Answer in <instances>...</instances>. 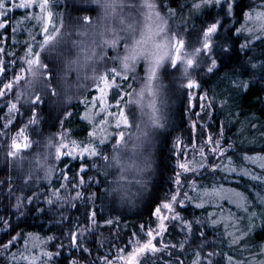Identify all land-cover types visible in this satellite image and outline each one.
Returning <instances> with one entry per match:
<instances>
[{
	"label": "snow or ice",
	"instance_id": "1",
	"mask_svg": "<svg viewBox=\"0 0 264 264\" xmlns=\"http://www.w3.org/2000/svg\"><path fill=\"white\" fill-rule=\"evenodd\" d=\"M96 3L101 4L105 10V16L117 14L118 9L123 7V0H96ZM208 5L219 6L223 15L211 16L194 34L188 33L184 35L179 30L173 31L170 25V19L176 15L175 10L167 8L166 14L159 10L165 6L163 0H161L159 7L155 0H136V3L130 5V7L134 10L136 8L142 10V22L120 16V23L124 25L121 30L113 27L110 30L104 29L100 33V43L103 44V48H99L98 45L81 47L77 55L67 61V66L69 68L76 67L78 72L81 68L88 66L89 61H103L105 67L103 69L97 67L91 68V75L94 77V81H100V83H93V87L99 89V104L97 105L96 103L97 97L92 96L91 101L87 102L88 107L82 113L86 120L91 121L87 137L83 140L73 139L72 133L67 129L46 137L47 143L45 147L55 149L56 159H60L62 156H80L84 158L80 161L78 169L65 165L66 171L61 172L65 183L61 184L58 188L54 187L49 196L45 197L49 204L54 206L57 201L70 203L72 200L85 197L86 195L88 197H95L96 195L90 190V186L87 190L84 188L88 180L96 179L94 176H89L87 170L96 168L106 170L112 167L113 164L120 165L121 170H123L124 161L121 160L120 149L122 146L126 147L127 142L125 140V131L121 130V128L122 126H132V120L129 115L130 105L135 103L143 107V98L146 91L155 95L153 82L157 79L165 62H167V67L164 70L178 72L180 80L182 82L186 81V90L202 87V81L198 78L201 69L213 75L219 73L227 81L229 91L232 93H238L242 89L249 88L257 70L264 76V59L258 61L255 56L248 57L243 63L237 62L231 67H228L223 60L218 59V57L229 55V51H225L230 50L228 40L221 37L217 41L213 38L214 35L221 36L220 30L226 27L224 20L229 19L233 11H237L238 16L242 13L244 20L243 23H240L239 19L237 20L239 27H235V31L237 33H248V36L245 37L244 42L240 45L241 48L249 49L252 46V40L264 38V0H259L255 6L249 4L247 11L239 8L236 0H196L192 4V10L200 9L202 6ZM29 7L38 8L39 11L27 12L16 23L19 24L21 22L35 20L36 24L33 25V30L38 29L43 33V38L38 44L39 49L55 52L56 42L63 34L64 14L59 13L58 17L57 12L53 11V0H19V3L16 0H0V29L7 31V26L10 23L7 19V13L10 8ZM79 19L88 22V24L92 22V17L88 15H83ZM179 23H184V21L181 20ZM120 31H124L126 35L121 36ZM228 31L230 32L231 29H228ZM257 32H259V37L256 34ZM12 35H15V29H13ZM28 39L34 40L35 38L29 35ZM76 43L82 44V42ZM109 46L116 52L115 55L110 57L106 51ZM6 51L5 48L0 47V53L6 54ZM22 51L24 54L20 55L18 60L24 61L25 66L21 67L19 72L14 70L11 78H8V68L10 65L15 64L16 61L5 63V60L0 58V76L3 77V79H0V98H4L7 101L6 106L9 109L5 123L3 126H0V133L7 134L10 126L16 128V131L10 137V155H16L21 149H28L33 143L28 134V128L30 125L37 123V109L43 97L47 94L37 91L36 85L42 83L48 92L54 95L58 94L57 88L52 83L55 73L50 71L49 64L43 62L42 52L35 50L32 43H27ZM262 55H264V52H262ZM140 58H144L149 62L146 73L148 79L141 84L139 89L133 90L135 91V95H133V91L126 92L123 85L128 80L136 79L135 65ZM109 61L112 62L110 67L108 66ZM218 64L219 67H217ZM221 69H224V71H221ZM21 73H24L28 78L22 80ZM245 76H247V79L244 78ZM66 77L67 72H64L61 80H66ZM113 86L119 89V92L112 97V103L116 105L117 111H109L111 107V104L108 102L109 90ZM9 92L13 94L11 100H8ZM188 95H196L197 100L200 102L198 106L201 112L196 113L197 117L201 113H206L210 109H213L217 104L226 107L231 100V96L225 94H221L219 97H209L207 91L199 93L189 91ZM21 97H24L29 102L30 108L28 110L31 115L29 116L27 124H21L17 127L13 123L16 118L12 116V110H18L19 107H23V105H20ZM66 99L70 100L72 96L68 95ZM122 104L124 107H121ZM151 106L153 107V113H155L154 105ZM89 108L93 110L98 108V112L89 111ZM100 114H106L105 118H99ZM64 115L70 116L71 114L65 112ZM97 119H99L98 123ZM110 120L114 121L117 129L114 135L108 131ZM152 121L156 124L160 123L159 119L154 115ZM200 123L202 122L198 120L192 121L194 127H197ZM250 127L255 128L256 125H250ZM223 131V128H221L220 132L215 134L208 133L206 136L202 134L199 139L201 147L196 154L192 155L190 159L177 160L178 170H174L173 172L174 189L156 204L150 213L156 219L141 224L138 231L132 234L133 238L130 251L124 248H118L117 254L113 257L107 255L99 257L104 264H150L151 258L148 256V253H157L161 247L165 250L168 248V245L164 243L161 237L165 235L169 221H179L188 231L195 232L202 221L196 217L188 219L180 211H177V207L186 201L198 203L202 207L205 203L221 199L223 194L227 192L233 203H236L238 207L243 208L246 212L251 213L248 207L251 201L246 193L230 188L225 189L223 186L212 188L202 187L199 178L195 177V171L200 169H223L225 172H236L239 170L244 175L250 176L253 180L264 181V153L254 152L252 155H249L247 152H244L241 154L243 160H251L259 164L262 171L258 175L254 171L250 172L248 169L240 167L234 160L233 155L226 157L227 163H218L214 159V156H219L221 161H223L225 156L222 154L226 153L227 148L233 147L231 143L224 141ZM261 135L264 137V133ZM55 137H59V139L57 140ZM97 138L98 143L95 142ZM109 139L115 141L112 144V152L110 154L99 147V145H103ZM176 143L180 147V151L177 153L179 157L190 155L187 149L182 146L181 140H177ZM208 146H211L210 151L208 150ZM132 147H136V145H132ZM187 147L194 148L191 140ZM64 149H68V151L65 152L63 151ZM88 157L94 158L98 163H85L84 161ZM46 158L47 153L45 154L44 160H41L39 154H37V161L39 163H46ZM101 161L106 163H101ZM53 171L54 168L52 166H46V177H50ZM209 174L215 177V171H211ZM190 176L193 178L189 179ZM97 183H103V180L100 179ZM188 190H192L191 196ZM65 192L68 194L65 195ZM33 197L35 195L27 197V199L31 200ZM257 198L261 204H264V192L258 193ZM17 201L19 204V197H17ZM260 214L264 216V207L260 209ZM98 215L97 210L92 208L86 209V218L89 220V224L83 228L76 225L74 226L75 230L69 228L68 237L70 245L75 244L77 247L80 246L82 233L87 232L89 228L97 225L96 217ZM212 215V213H208L204 219H207L213 225L223 221L225 235L230 237V242L232 244L242 242V238L247 235V232L239 230L227 222L235 219L236 223H239L240 221L237 218L232 217L230 213L225 217L223 210H221L220 216L216 218H211ZM254 216L255 213H251L250 219L254 218ZM117 220H119L118 217H113L111 219H104L99 223L108 225L114 224ZM252 222H254V219H252ZM17 235L20 234L18 233ZM28 235L33 238V246L39 247L45 256L51 258L56 254L53 251H45L47 241H54L56 239L55 236L47 237L44 241H41L38 234L29 233ZM15 239L16 236L11 237L7 241V244H11L12 240ZM184 240L185 242L188 240L187 235ZM27 243L28 239L25 237V244ZM184 246L185 243L183 242L179 244L181 248ZM58 247L62 248L63 245ZM0 248L6 250V245H0ZM196 251L198 256L201 255L198 249ZM216 254L215 249L207 254L205 259L208 264H222V262H214L209 259ZM261 254L264 255V247L261 248ZM221 255L226 257L228 264H241L233 256H228L224 253H221ZM20 258L28 259L29 264L40 259L35 253H30V255L26 256L23 252L20 253ZM41 264H52V261L41 259ZM66 264H84V261L73 255L70 261L66 260ZM193 264H200V262L194 260ZM253 264H257V261L254 260ZM258 264H264V259L259 260Z\"/></svg>",
	"mask_w": 264,
	"mask_h": 264
},
{
	"label": "trees",
	"instance_id": "2",
	"mask_svg": "<svg viewBox=\"0 0 264 264\" xmlns=\"http://www.w3.org/2000/svg\"><path fill=\"white\" fill-rule=\"evenodd\" d=\"M251 0H239L237 2L239 8H242L244 11L248 10L246 3ZM170 8L177 9L180 7L178 0H170ZM54 4V3H53ZM55 9V5L54 8ZM180 9V18L184 19V16L187 15L186 11ZM29 10L15 9L8 13L7 19L10 21L7 26V33L11 34V41L14 38L12 35L13 29L15 31L21 30L20 24H17L16 21L19 20L21 14H26ZM35 12V10L33 11ZM236 20L232 25L221 29V31L226 32V38L229 42L230 50L228 56L219 57L220 60H223L224 63L231 67L233 64L240 62L243 63L248 57L255 56L257 60L264 59V38H259L257 40L251 41V47L249 49L241 48L240 45L244 42L246 35L244 33H237L235 27H239L237 20L239 19L240 23H243L242 13L237 15L235 13ZM197 18V16H196ZM187 19L193 21V19ZM198 19V18H197ZM228 29H231L229 32ZM259 37V32L256 33ZM222 35V33H221ZM17 44L19 49L26 47L27 43H32L34 48L35 44L40 40V36L36 35L35 39L32 41H20L18 34L16 36ZM10 46V43H9ZM219 67V66H218ZM238 67V65H237ZM250 67V66H249ZM224 71V69H221ZM247 79V76L244 77ZM129 81V80H128ZM133 82L130 84H124V90L130 92L133 87ZM202 86L210 92L212 96L219 97L221 94L231 96V100L228 106H220L219 104L215 105V115L214 123L215 127H218L220 124L225 128V133L229 134L232 139L235 141L237 149L242 150L239 156H235L234 152H230L229 155H233L236 163L240 167L248 169L250 172L254 171L255 174H260L262 171L258 163H254L251 160L244 161L241 158V154L247 152L249 155L255 153H264V76L257 70L256 75L253 81L250 84L249 88L240 90L238 93H232L229 91L227 86V81L217 73L215 75L208 74L205 76L202 81ZM92 87L86 92L82 100L75 101L71 109L73 113L66 117L63 120V126L68 128L72 133V138L83 140L87 137L91 121L85 120L82 115L84 108L88 107L89 96H91ZM119 92L115 86L109 90L108 99L112 100V97ZM186 96L181 94L178 106L175 110V116L171 120V128L167 134V140L165 145L161 148V158L153 160L151 163L152 175L144 179V184L147 186V190L142 192L133 198L128 197L129 191L127 188H124V192L128 193L121 194L119 199L122 205H127L128 208H131V211L122 210L117 208L113 204L109 203L104 197L100 194L101 188L103 185H98L99 181L103 177L102 172H97L96 169L87 170L89 176H94L95 180H88L84 186L87 190L90 186V190H93L97 193L92 200H87L83 204H78L73 208L61 205V202L57 201L55 205H51L48 201L45 200V197H48L52 192V189L60 187L61 184H64L65 180L61 176L62 171H66L65 165H69L72 168H79L80 161L84 158L76 156L74 159L71 157L63 156L58 160V165L56 167L55 175L49 184H41L36 191V196L33 199L29 200L27 197H32V191H26L23 193H12L11 190L6 191L3 194H0V221H6L5 226H0V245H6L7 241L13 236H18L17 241H15L1 256L0 264H29L28 259H21L20 253L23 252L26 256L30 253H35L37 259L32 262V264H41V259L51 260L52 264H66L63 259L69 261L70 257L73 255L86 260L91 254H102L103 249L108 250L112 249L113 245L123 246L125 249L130 247V241H132V234L137 232L139 226L143 223H147L151 220H155V216L150 215L153 208L158 204L167 194L172 183L173 176V164H172V154L168 153L170 150V140L174 134L181 130V124L184 118V112L186 107L184 106ZM174 103V102H173ZM177 103V101H176ZM7 101L0 104V126H3L5 123V118L9 113L7 108ZM121 107H124L122 104ZM43 124L39 127L42 131H52L58 128V120L60 117L59 113H54L50 106H43ZM116 105L110 107L109 111H117ZM98 112V111H97ZM22 114L20 108L18 110H12V116L15 118L16 115ZM54 113V114H53ZM106 114H100L99 118H105ZM56 117L54 120L53 117ZM98 121V119H97ZM113 121H111L112 123ZM181 122V123H180ZM16 124L15 122H13ZM180 123V125H178ZM113 125V123L111 124ZM250 125H256L255 128L250 127ZM18 127V124H17ZM130 128V127H129ZM182 128H185L184 122ZM11 134L16 131V128H10ZM174 131V132H173ZM172 132V133H171ZM171 133V134H170ZM131 134V133H130ZM31 137V136H30ZM109 140H106L103 145H99L103 150L108 147ZM98 143V140L96 141ZM131 148L129 145L126 146ZM94 160L92 157H88L84 162L91 163ZM95 163L98 161L94 160ZM3 175V173H0ZM224 173L222 170H217L215 172V177L213 175H208L204 184L207 188L224 186L226 188H235L240 192H244L249 196L248 198L252 199L257 197L258 193L264 192V181L253 180L250 176L244 175L243 172L232 173L229 175L230 179H224ZM7 183V179H5ZM107 183L112 187H117L116 185L111 184V178L107 179ZM234 189V190H235ZM141 190V189H140ZM92 191V192H93ZM39 193V194H38ZM225 192L223 196L226 194ZM39 195V196H37ZM17 196H19V204L17 201ZM41 197H44L42 200ZM122 197L124 199H122ZM56 200L55 197H53ZM228 197L224 198L216 203L214 201L205 203L202 207L198 203L188 204V210L193 209L200 217H205L208 213H212L211 218H216L220 216L221 210L225 217L231 214L232 217L237 218L240 222L236 223V220L227 221L228 223L237 224L234 227H241L243 231L247 232V235L242 238V242L238 244H232L230 242V237L225 235V226L222 221L219 224L213 225L211 223H205L209 225L214 230L221 234L220 237H217V255L214 256V262H222V264H228L225 256L221 255L224 253L228 256H233L236 260H239L241 264H253V261H259V253H261V248L264 247V223L259 222L258 212L259 206L253 207L248 205L251 213L258 211L255 215L254 222L250 219L251 213L242 212L243 208L238 207L237 204L228 201ZM224 204V206H223ZM223 208L221 209L222 206ZM92 208L98 211L99 215L96 217L97 225L91 227L83 237L80 238V246L77 247L75 244L70 245L68 230L74 226H85L89 224V220L86 218V209ZM255 210V211H254ZM244 213V214H243ZM67 215V216H66ZM113 217H118L114 224H103L99 223L104 219H111ZM246 222H245V221ZM0 222V223H1ZM174 222H170L168 228L165 232V237L167 242L173 243L171 257L163 260H156L150 262V264H193L194 260L200 262V264H207L206 262H201L200 258L197 255L198 246L193 245L189 240L185 242V234L176 230L178 225H173ZM154 227V225H153ZM176 228V229H175ZM250 228V230H249ZM182 229V227H180ZM20 235H17V234ZM29 233L38 234L41 241H44L45 238L50 236H55L56 239L48 240L45 245V251H53L56 253L53 257L49 258L45 256L44 252L40 250L39 247H34V241ZM197 234L196 231L193 232V235ZM25 237L28 239V243L25 244ZM185 243L183 248L179 247L180 243ZM63 245V247H58ZM82 247H86L88 252ZM179 247V248H178ZM78 249V250H77ZM90 249V250H89ZM199 250V249H198ZM83 253V255H81ZM264 255H260V258ZM61 258L62 261L59 260ZM262 259V258H261Z\"/></svg>",
	"mask_w": 264,
	"mask_h": 264
},
{
	"label": "rangeland",
	"instance_id": "3",
	"mask_svg": "<svg viewBox=\"0 0 264 264\" xmlns=\"http://www.w3.org/2000/svg\"><path fill=\"white\" fill-rule=\"evenodd\" d=\"M238 1L239 0H236V2H238ZM16 2L19 3V0H16ZM155 2L157 3V5L159 7L161 0H155ZM169 2H170V0H163V3L165 6L159 10H161L163 13L166 14L167 8H170L171 3H169ZM195 2H196V0H178V4L180 7L178 9H177V7H176V9H174L176 15L170 19V25H171L173 31L179 30L184 35H187L188 33L194 34L202 24H205V22H207L209 20V18L211 16H216V15L222 16L223 15L219 6L208 5V6H202L200 9L192 10V4ZM258 2H259V0H251V1L246 3V7H248L249 4H252L253 6H255ZM53 3L55 5V9H53V11L57 12V16L59 17V13L64 14V17H63L64 18L63 33H66L65 36L61 35L59 37L58 41L56 42V51L55 52H52L49 50L39 49L38 44L43 38V33L40 32L38 29L33 30V25L36 24L35 20H32L30 22L19 23L20 27L22 29L20 31L19 30L15 31V35L13 36L14 42H13V40L11 41V34H8L4 29H0V47H3L7 50L6 54L0 53V58H3L5 60V63H9L10 61H16L15 64L10 65V67L8 68V78H11L14 70L19 72L21 67L25 66L24 61L18 60V57L20 55H23L24 53H23L21 48L19 49V46L17 44V40H16L17 34H18V37L20 38V41L18 43H20L21 41H24V40L28 41V42L32 41V40L28 39L29 35H31V37H34V38L36 35L40 36V40L38 41L37 44H35V46H36L35 50L42 52L43 62L46 64H49L50 71L55 73V76L52 79L53 85H55V81L57 78L61 79L63 73L67 72L66 80L62 81L63 91H64L63 104L61 105L60 103H57V104L53 105L52 101H50L48 99V97L45 95L39 104V108L37 109V111H38L37 123L30 125L28 128V134L31 136V139L33 142L34 138L32 137L31 129L37 128L36 127L37 125L42 126L43 118L45 117L43 115V109H42L43 106L44 105L50 106L54 113L60 112L61 115L57 116V118L60 117V119L58 120V124H57L58 128L55 130H52V131H45V145L47 143L46 137H48L49 135H54L56 132L63 131L65 129L69 130L68 128L63 126V120L66 117H68V116H65L64 113L68 112V113L72 114L73 109H71V106H73L75 101L82 100L84 95L86 94V92L91 87H92V91H91V96H89V99H90L89 101H91L92 96H96L97 97L96 103H97V105L99 104V89L96 87H93V83L94 82L100 83V81H98V80L94 81V77H92V75H91V68L97 67L99 69H103L105 67V63L103 61H89L88 66L81 68L80 71L78 72L76 67L69 68L67 66V61L69 59H71L72 57H75L81 47L97 46L98 45L99 48H103L104 47L103 44L100 43V40H101L100 33L104 29L110 30L113 27L116 28L117 30H121L122 27L120 26V21H119L118 17L125 16V13L132 16L134 20H140L142 22V10L139 8H136L135 11H132L130 5L125 4L124 0H123V7L118 9L117 14H109L108 16L104 15L105 10L101 6V4L96 3V0H83V2H81V0H53ZM183 8L185 9L184 11L187 12L186 13L187 15L184 16V19H181L180 18V9L183 10ZM15 9H21V10L27 9V10H29L28 12H33L34 10L39 11V9L35 8V7L10 8L8 13H10L11 11H14ZM8 13H7V15H8ZM235 13H236V11H233L231 17L229 19L224 20V24L226 27L232 25V23L236 20ZM24 15L25 14H21V16H19L18 18L20 19ZM83 15H88V16L92 17L91 24H88V22H85V21H82L79 19V17H81ZM196 16L198 19L196 18ZM188 17H190V18L194 17L196 19H193V21H189L190 19L188 20L187 19ZM181 20H183L184 23H179V21H181ZM220 32L222 33V35L221 36H215L214 35V37H213L214 40L218 41L221 39V37L224 38L227 35L225 31L220 30ZM109 34H110V32H109ZM244 34L246 36H248V33H244ZM120 35L125 36L126 33L124 31H120ZM76 42H82V44H78ZM9 43H10V46H9ZM106 51H107L109 57L116 54L115 50L112 49L111 46H109L108 49H106ZM13 53H15V55H13ZM57 53H60L61 55H59L57 57ZM54 58L56 59L55 68L51 62ZM218 59H219V57H218ZM148 63L149 62L146 61L144 58H140L136 62L135 73L137 75H136V79L133 82V87L131 88L130 92H132L134 89H139L141 84H143L148 79V77L146 75ZM111 64H112V62L109 61L108 66L110 67ZM218 66H219V64L217 65V67ZM166 67H167V62H165V65L162 66V69L159 72L157 79L154 80V82H153V87L155 89V95H153V93H151V92L146 91L144 98H143V107H141V105H137L135 103H133L130 106L136 107L138 112L142 113L145 117H147L149 119H152V117L154 115L156 118L159 119L161 124H164L167 122L166 126H167V132H168L169 129H174V131H175V128H171V123H172L171 120L173 119V115L175 116V110L178 106V103H176V100L172 99L170 97V94L165 91L166 81L164 80V76L166 73L171 72V71H165L164 69ZM173 73H175L174 79L176 80L177 87L182 90L181 94H184L187 98L185 100V103H184V106L186 107V109H185L184 118H183V121L181 124V130L177 131L174 134V136L170 140V142H171L170 143V150L168 149V153L170 154V152H171V154H172L171 156L173 159L172 160L173 170H178L177 169V160L178 159H190L192 155L196 154L198 149L201 147V145L199 143V139L201 138L202 134L204 136H206L208 133L215 134V133L220 132L221 128H223V130H224L222 133L224 141L226 143H231L233 145V147L227 148L226 153L222 154L225 156V159L223 161H221L219 156H214V159L218 163H227L226 157L229 155L230 152H232V153L234 152L235 156H239V154L242 152V150L236 148L234 139H232V137L229 134L225 133V128L221 124L218 127H215V125H216L214 123L215 107L213 109H210L206 113H201V115L199 117H197V115H196V113L201 112L200 107L198 106L200 102L197 100L196 95L189 96L188 93H189V91L193 92V93H199L202 91H207L209 93V97H211L212 95L210 94L208 89H206L202 86L201 88H193V89H187L186 90V81L182 82L180 80L178 72H173ZM208 74H210V73H206L203 71V69H201L198 78L201 79V81H203L205 76ZM194 75H195V73H194ZM21 76H22V80L28 78V76H26L24 73H21ZM0 79H3V77L0 76ZM141 81H142V83H141ZM131 82H132V80H129L127 82V84H130ZM12 95L13 94L11 92H9L8 100L12 99ZM51 95L55 96L52 93H51ZM68 95L72 96V99H70V100L66 99V96H68ZM179 100H180V97H179ZM4 102H6V100L4 98H0V104H2ZM108 102L111 104V106L115 105L114 103H112V100H110V99H108ZM26 103H29V102H27L24 97H21L20 98V105H23V107H19V108L21 109L22 114L17 113L16 117L17 116L18 117L13 121L16 123V125L18 124V126H20L21 124H27L28 120H29V116L31 115L29 110H27L25 107ZM151 105H154L155 113H153V107ZM61 108L63 109L62 111H61ZM84 111H85V108H84L83 112ZM89 111H98V108L95 110L89 108ZM53 118H54V120L56 119L55 116ZM194 120L201 121L202 123H200L197 127H194L192 124V121H194ZM98 122H99V119H98L97 123ZM183 122H184L185 128H182ZM112 123H113V125H111ZM112 123L110 120V126L108 128V131L110 134L114 135L115 132L117 131V129L115 127L114 121ZM180 123H178V125H180ZM10 128H11V126H10ZM121 130L125 131V140L127 142V145H129L131 147L128 149V147L126 148V147L122 146L120 149L121 159L124 160L123 167L125 168V173L127 174L128 172L134 171V170H136L142 166L141 161L136 158L137 153L140 151V147L139 146L132 147V145H134V143L137 139L136 136H133V133L136 132L135 126L133 124L130 128L127 126H122ZM129 137H132V140H129ZM55 139L58 140L59 137H55ZM97 140H98V138H97ZM177 140L182 141V146L187 149V152L190 154L189 156L179 157L177 155V153L180 151V147H178V145L176 143ZM190 140H191V143L194 146V148H188L187 147ZM114 142L115 141L113 139H110V141L108 143V147L106 149L110 150L112 148V144ZM32 145H33V143L30 145V147L28 149H21L19 151V153L23 154V153L28 152L31 149ZM45 145H44V150H45V153H47L49 148H46ZM9 146L11 147V145H9ZM210 148H211V146H208L209 151H210ZM63 151L67 152L68 149H64ZM52 152H53V159L55 161L54 171L52 172V175L50 176V178L42 181L41 184H43V183L49 184L51 182V180L53 179V176L55 175L56 167L58 165L59 159H56V157H55V149L54 148H52ZM72 158L74 159L75 157H71V159ZM152 161H151V163H152ZM244 161H246V160H244ZM49 163H52V160H49ZM91 163H95V161L92 160ZM120 167L121 166L118 165L116 170L118 171ZM219 170L223 171V169H219ZM211 171L216 172L217 170L200 169V170L195 171V177L199 178V182H200V185L202 187H205L204 180L208 175H210L209 173ZM151 172H152V170H151ZM238 172H240V171L238 170ZM223 173H224V176H223L224 179H230L229 175L232 173H235V172L223 171ZM192 178L193 177H191V176L189 177V179H192ZM171 180H172V183H171L170 189L168 190L167 194L171 190H173L175 187L174 176H172ZM126 188H127V190H130L128 197L133 198V199L135 196L144 192V190L145 191L147 190V186H146V184H144V182L141 184H134L133 182L129 181V183H128L127 187H125V189ZM224 188L228 189L226 187H224ZM231 189H235V188L232 187ZM91 191H93V190H91ZM188 192H189V195L191 196L192 190H188ZM67 194L68 193L65 192V195H67ZM127 195H128V193H127ZM37 196H39V195H37ZM224 196L229 198V193H226ZM224 196L219 200H214V202L219 203L224 198ZM92 198L93 197H88L86 195L85 197H81L79 199L72 200L70 203L61 202V205L65 204V206L73 208L78 204L85 203L87 200L91 201ZM41 199L43 200L44 197H41ZM122 199H124V198L122 197ZM45 200L47 201V199H45ZM249 200L251 201V203L249 204L250 206H253V207L259 206V212L254 210L255 211L254 213L257 216L256 213L258 212L259 214H258L257 218H259V222L264 223V216H261V214H260V209L262 207H264V204H261L260 200L257 197L253 198V200L250 198ZM228 201L232 202V200L230 198L228 199ZM189 203H190V201H186L184 204H180L177 207V211H180L188 219L196 217L197 219H200L202 221V223L199 224V226L196 230L197 234L193 235V232L188 231L185 228V226H183L179 223V221H175V222L169 221L168 225L170 222H174L173 225L177 224L178 228L177 229L175 228V229L178 230V232L180 231L182 234L184 233L185 235H187L189 242H191L193 245L198 246V249L201 252V255L198 256L200 258V261L202 263L206 262L208 264L205 257L207 256V254L209 252H212L214 249L217 252V241L216 240H217V237L221 236V234L217 231H214L210 227V224L205 225V223H210L207 219H204L206 216L205 217L203 216V218H202L193 209L188 210V207H189L188 204ZM234 204H236V203H234ZM220 206H222V205H220ZM223 206H224V204H223ZM223 206L221 207V209L223 208ZM244 211L245 210L243 209L242 212H244ZM5 223H6V221L4 220L0 224L3 225V227H4ZM234 226H237V224H234ZM80 227L83 228V226H80ZM180 227H182V229H180ZM235 228L242 230L241 227H235ZM90 229L91 228H89V230ZM0 230H1V228H0ZM229 231H231V229H229ZM85 233L86 232H83L81 237H83L85 235ZM17 239H18V236H16L15 240H12L11 244L6 243V250L15 241H17ZM161 239H163L164 243L166 245H168V248L165 250L163 247H161L160 251L157 253H148V256L151 258L150 262H153L156 260H163V259H167V258L171 257L172 246H174V244L167 242L165 235L162 236ZM131 246H132V241H130V247L127 248V250L130 251ZM82 248L88 252L86 247L85 248L82 247ZM118 248H124V247L119 246V245H113L111 250L110 249H108V250L103 249L102 254H94V256L89 254V256L86 260H83V259L82 260L84 261V264H104V262L102 260H100L99 257L105 256V255H107L109 257H113L117 254ZM6 250L4 248H0V256ZM260 255H261V253H259V260H261V258L264 259V256H262L260 258ZM71 258L72 257H70L69 261L71 260ZM209 259L214 261V256L210 257ZM59 260L62 261L61 258H59ZM63 261L65 262L66 259H63Z\"/></svg>",
	"mask_w": 264,
	"mask_h": 264
},
{
	"label": "clouds",
	"instance_id": "4",
	"mask_svg": "<svg viewBox=\"0 0 264 264\" xmlns=\"http://www.w3.org/2000/svg\"><path fill=\"white\" fill-rule=\"evenodd\" d=\"M124 2L127 5H133L136 3V0H124ZM131 10L135 11L132 7ZM125 17L130 20H134L133 17L127 13H125ZM118 19L120 21L119 17ZM120 26L122 28L124 27L121 23ZM65 35L66 33L62 34V36ZM59 55L61 54L57 53V57ZM51 62L55 68L56 59L54 58ZM174 75L175 73L173 72L165 74V91L168 92L170 97L178 103L182 90L177 87ZM55 87L58 90V94L55 96H52L51 93L43 87L42 83H38L36 85V90L42 93H47L46 96L50 101H52L53 105L57 103L62 105L64 91L62 80L60 78L56 79ZM133 95H135V91H133ZM25 107L28 110L30 108V104L26 103ZM62 110L63 109L61 108V111ZM129 115L132 120V124L136 129V132L133 133V136L137 137L134 145L140 147V151L137 153L136 158L141 161L142 166L134 171L128 172L127 174L125 173L124 167L123 170H121L120 167L117 171L116 169L118 165L115 164L106 170L96 168V171L98 173H103V177L101 178L103 183H98V185H103L100 194L104 197V199L117 208L131 211L132 209L128 208L127 205H122L120 203L119 197L121 194H127L124 192V188L127 187L129 181L134 184H141L145 178L152 175L151 161L155 159L158 162L161 158L160 150L166 143L168 132L166 126L167 122L164 124L153 123L152 119H149L142 113L138 112L134 106H130ZM31 133L34 138L31 149L23 154L18 152L16 155L9 154L11 129L8 130L7 134L0 133V173H3V175H0V194H3L8 190H11L12 193L32 191V195L36 196V191H33V189H37L40 182L50 178L46 177L45 168L46 166L55 167L52 148H49L47 152L46 163H39L37 161V154H39L41 160H44L46 154L44 150L45 133L39 127L32 128ZM129 140H132V137H129ZM104 151L110 154L112 152V148L110 150L104 149ZM49 160H52V163H49ZM121 160L124 161L123 159ZM101 163L106 162L101 161ZM108 178H111V184L116 185L117 187L109 185L107 183ZM5 179H7V183H5ZM93 193L97 195L95 191H93Z\"/></svg>",
	"mask_w": 264,
	"mask_h": 264
}]
</instances>
